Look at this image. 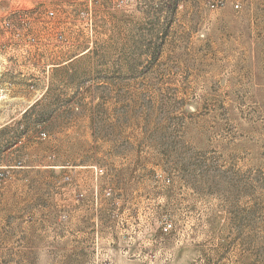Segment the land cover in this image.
<instances>
[{"label": "rangeland", "instance_id": "1", "mask_svg": "<svg viewBox=\"0 0 264 264\" xmlns=\"http://www.w3.org/2000/svg\"><path fill=\"white\" fill-rule=\"evenodd\" d=\"M117 1L0 0V264H264V0Z\"/></svg>", "mask_w": 264, "mask_h": 264}, {"label": "built area", "instance_id": "2", "mask_svg": "<svg viewBox=\"0 0 264 264\" xmlns=\"http://www.w3.org/2000/svg\"><path fill=\"white\" fill-rule=\"evenodd\" d=\"M134 0H118V5H124L125 3H128V2H133ZM210 1V7L211 8H217L220 6V4L223 3L222 0H209ZM92 8H93V4H92V0H89V18H88V21H87V26L92 28V24H93V19H92ZM234 8L235 9H239L240 8V3L239 2H235L234 3ZM47 18L49 19H54L56 17V13L54 10H49L47 13ZM29 24V23H28ZM34 41V39H33ZM56 43L57 44H67L68 43V40L66 37H64L63 35H59L57 38H56Z\"/></svg>", "mask_w": 264, "mask_h": 264}]
</instances>
